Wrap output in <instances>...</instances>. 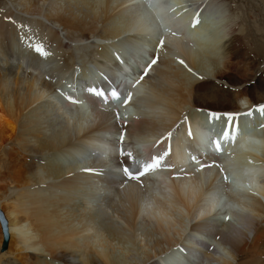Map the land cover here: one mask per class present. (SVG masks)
I'll return each instance as SVG.
<instances>
[{
	"label": "bare ground",
	"instance_id": "1",
	"mask_svg": "<svg viewBox=\"0 0 264 264\" xmlns=\"http://www.w3.org/2000/svg\"><path fill=\"white\" fill-rule=\"evenodd\" d=\"M111 1L107 0L106 4L103 1L101 6H95L97 2L93 6L85 2L82 7L81 4L73 6L75 0H9L12 7L3 13L12 17V21H0V181L6 185H3V193L0 190V207L8 222L10 245L8 243L6 252L0 250L3 253L0 264H264V185L253 183L252 178L234 183L233 176L230 179L228 174V164L239 161L240 153L254 149L246 140L260 139L259 132L264 131V127L257 129L253 122L259 126L264 117H256L257 121L254 118L248 127L240 125L243 130L239 138L248 150L241 151L236 145L234 148L226 144L227 152L231 149L232 159H218L219 166L202 165L194 157L189 164L194 168L192 171L184 176L166 177L167 191H163L159 183H155L153 191L148 174L144 175L145 181L132 179L129 182H110L100 175H83L92 176L96 181L93 188L79 190L82 183L73 172L74 167L83 166L79 163L81 156L67 152L78 147L81 140L96 145L90 140L98 131L116 130L115 137L126 139V147L142 150L160 139L167 127L185 129L186 123L192 138V145L187 146L194 147L189 154L192 157L204 148V142L201 134L197 133L196 139L193 136L196 129L191 116L202 117L204 134L217 137L224 130L226 136L236 127H224L208 116L206 109L235 110L240 103L264 101V92L253 87L258 80L264 81V55L258 60L255 54L251 56L243 50L244 25L236 22L231 13L233 0H113V4ZM60 2H64V6ZM211 9L220 13L208 12ZM160 11L168 14L163 20L155 16ZM20 14L28 17L13 19ZM194 15L206 20L212 16L213 20L223 19L211 23L203 20L201 25V28H210L220 23L224 45L230 42L225 57L213 59L211 69L196 56L201 39L200 29L195 30L197 25L189 24ZM122 17L128 18L130 26L118 25L116 21ZM176 18L178 24L174 27ZM18 24L23 25L19 38L31 37L30 32H33L41 40L49 41L43 53L57 56V64L63 61L65 69L59 71L63 77L78 78L82 71L83 81L96 79V83H101V73L106 69L110 68L120 79L128 76L130 67L137 69L138 63L143 64L150 73L141 77V82L154 96L150 107L135 108L128 117V133L120 135L117 130L121 125L114 121V110L84 109L83 105L76 104L69 108L59 96L70 83L73 86L78 80L53 81L47 77L52 70L48 65H26L33 55L27 41L23 40V45L22 41L19 45L10 44L5 34V29L12 32ZM144 24L140 30L144 32L135 38L127 35L126 40L121 37L109 41L100 39L122 35ZM128 39L134 44L121 46ZM183 40L189 42L187 50L181 52L182 58L173 57L169 45ZM164 41L168 42L164 44ZM120 59L123 66L118 64ZM153 59L155 64L150 66L148 62ZM244 66L250 70L247 77L239 74ZM232 71L234 73L229 74ZM75 92L65 90L68 96ZM251 125L253 130L249 129ZM141 135L144 143L137 147L128 142ZM170 146L173 149L174 143L170 142ZM51 150L58 151L60 156H55V161L62 163L61 168L49 158ZM260 159L264 160V155ZM8 185L12 187L9 194ZM261 186L262 197L249 194L259 191ZM208 189L216 193L221 190L224 198L228 192H246L248 200L251 199L245 203L249 213L241 214L239 205L233 220L219 211L214 214L211 211H216L215 204L223 203L220 198L206 205L209 196L204 194ZM73 193L84 195L86 204L75 205ZM199 207H205L201 212L204 215L197 214ZM105 210L112 215H107ZM97 227L104 229L99 241L92 234ZM1 242L0 236V249ZM211 246L214 251L209 250ZM198 260L201 261L197 263Z\"/></svg>",
	"mask_w": 264,
	"mask_h": 264
},
{
	"label": "rangeland",
	"instance_id": "2",
	"mask_svg": "<svg viewBox=\"0 0 264 264\" xmlns=\"http://www.w3.org/2000/svg\"><path fill=\"white\" fill-rule=\"evenodd\" d=\"M72 1V0H71ZM83 1V2H82ZM90 1V2H89ZM89 1H86V0H75V4H73V6H75V5H77V4H81V6L82 7H85L84 5H82V4H90V3H92L91 1H93V0H89ZM95 1V0H94ZM93 1V3L92 4H90L91 6H93V4L94 3H96L97 2V4L95 5V6H101L102 4L104 5V3H103V1L105 2V4H106V2H107V0L105 1V0H96L95 2ZM117 1H122V0H117ZM78 2V3H77ZM80 2V3H79ZM86 2V3H85ZM99 3V4H98ZM60 5H62V6H64V2L62 3V2H60L59 3ZM88 4V5H89ZM111 4H113V0L111 1ZM232 7H233V9L231 10V13H232V15L234 14V17L236 18L235 19V21L236 22H240L241 23V25H244L243 26V29H244V34H242L243 36L241 37V39H242V44H243V50L246 52V53H248L249 55H256V56H254V57H256V59H258V60H260V59H262L261 58V56H263L264 55V53L262 52V51H264V0H233V2H232ZM9 6H11L12 7V5L10 4V2H9V0H0V21H12V17H8V16H5L3 13H4V11H6V10H8L9 9ZM78 6H80V5H78ZM209 8H211V7H209ZM13 10H15V8H13ZM79 10H81V9H79ZM234 10H235V12H234ZM16 11V10H15ZM213 11V13H220V10H217L216 9V11L214 10V9H211V10H208V12H212ZM229 11H230V9H229ZM228 11V13H226V15L227 14H229L230 12ZM237 13V14H236ZM83 13H81V15H82ZM237 17H236V16ZM24 16H26V17H28L26 14H20V15H18L17 17H15L14 16V20H15V18H17V21L18 20H20V17H24ZM199 16H200V14H199ZM198 16V17H199ZM127 18V17H126ZM120 20H117L116 22L117 23H119L118 25H120V26H124V25H128V26H130V24L131 23H128L127 21H128V18L127 19H125L124 17H122V18H119ZM203 20H205V21H209V23H211V22H214V21H223V19H221L220 17H218L217 19H215V20H213V16L212 17H209V19L208 20H206V19H202L201 18V22L203 21ZM130 22V21H129ZM206 23H208V22H206ZM189 24H191V26H196L197 25V23H196V20H195V15H194V17L192 18V21L189 23ZM6 25V28H8V24L6 23L5 24ZM217 26V27H216ZM20 27V28H19ZM211 27V26H210ZM193 28V27H192ZM220 28H221V26H220V23H218L217 25L216 24H212V29L209 31V33H208V36H206L205 38H203V39H201V41H199V43H197V45H198V47L196 48V56H197V59L199 60V62L200 63H205L206 64V66H207V68L208 69H211V67H212V65H213V59H219V58H221V59H223L224 57H225V55L224 54H227V50H228V48L227 47H229V44H230V42H228L227 43V45L225 46L224 45V40L221 38V36H220ZM23 29V25H19L18 24V26H17V28H15V30H13L12 32H8L6 29H5V34H6V37H8L7 39H8V41H9V43L10 44H17V45H19L20 44V42H21V44L23 45V40H21L20 41V39L21 38H19L20 36H21V30ZM198 29V27H196V29L195 30H197ZM130 30V29H129ZM194 30V31H195ZM17 31V32H16ZM19 31V32H18ZM13 32H14V34H13ZM58 32H59V34H60V30L58 29ZM61 32L63 33V31L61 30ZM62 33H61V35H62ZM219 33V34H218ZM45 34V33H44ZM125 34V35H124ZM123 35V36H122ZM122 35H115L114 37H111L110 36V38L109 37H103V38H100L101 40H105V41H109V40H111V39H113V38H117V37H121V40H123L127 35H131V36H133L134 38L135 37H137V32H134V30H133V28H131V30L130 31H128L127 33L126 32H124ZM65 36H67V35H65ZM198 36H200L199 34H198ZM197 36V37H198ZM107 39V40H106ZM68 39H66V41H67ZM125 40H126V38H125ZM170 40V38L168 39V41ZM99 41V39L97 40V42ZM168 41H164V44H165V42H168ZM15 42V43H14ZM49 42V41H48ZM135 42H137V41H135ZM48 45H49V43L48 44H46V48L48 47ZM245 47V48H244ZM226 48V49H225ZM247 48V49H246ZM24 50H25V48H24ZM85 51V50H84ZM90 52H91V50H89ZM250 51V52H249ZM252 51V52H251ZM88 52V51H87ZM263 54H262V53ZM199 53V54H198ZM47 54V53H46ZM49 55L51 54V53H48ZM88 58V57H87ZM90 58V57H89ZM88 58V59H89ZM92 58V57H91ZM90 58V59H91ZM212 58V59H211ZM259 63H257V65H258ZM223 65V64H222ZM215 69V68H214ZM244 70V71H243ZM249 71L250 70H247L246 69V67L244 66V67H242L241 69H240V72H239V74L240 75H242L243 77H247L250 73H249ZM245 72V73H244ZM234 73V71H232V72H229V74H233ZM236 73H238V71L236 72ZM244 73V74H243ZM251 73H254V70H252L251 71ZM202 74H204L205 76H206V73L204 72V73H202ZM82 75V74H81ZM211 76V75H210ZM72 80H73V78H71ZM254 84V88L257 90V91H261V92H264V81H257V82H255V83H253ZM70 86H72V83H70ZM226 88V87H225ZM210 93H212V92H210ZM221 94H224V93H222L221 92ZM225 94H227V93H225ZM231 94V93H230ZM237 102V101H236ZM233 102H231L230 101V104H232ZM193 113H195V112H193ZM195 115H198L197 113L195 114ZM191 118L193 119L194 118V116H191ZM190 118V119H191ZM76 119H78V117L76 118ZM192 121V120H191ZM256 121H257V118H256ZM256 121H255V123H256ZM72 124H74V123H72ZM74 125H77V126H79V124H77V123H75ZM114 135H116V132L114 133ZM57 152L58 151H53V150H51V152H49L48 154H49V158H52V159H54V165L55 164H57V168H61V162L60 163H58V162H56L55 161V156H60L59 155V153L57 154ZM53 161V160H52ZM52 165V164H51ZM53 166V165H52ZM5 169V166L3 167V170ZM3 185H5L4 184V182L1 180L0 181V190H1V192L3 193L4 191H3ZM6 186V185H5ZM7 187H9L10 189H9V191H8V194L11 192V186H7ZM49 188V187H48ZM218 191V190H217ZM1 192H0V194H1ZM75 196L73 197V199L75 198V200L73 201V203L75 204V205H77V206H82V205H85L86 203V199H85V201H84V198H85V196L84 195H81V194H77L82 200L80 201L79 199V197L75 194V193H73ZM76 197H77V201H76ZM80 201V202H79ZM0 209H2L3 210V213H5L4 212V209L2 208V207H0ZM105 213L107 214V215H112V213L111 212H107V210H105ZM248 213H249V211H248ZM2 225H1V221H0V236H1V240H2V242H1V247H2V243H3V232H2ZM98 231V232H97ZM102 233H104V229L103 228H99V227H97L94 231H92V234L94 235H92L96 240H98L99 238V240H101V238L103 237V234ZM136 233H142V232H136ZM99 236V237H98ZM98 240V241H99ZM132 242H134V240H131ZM9 245H10V240H9ZM9 245H8V248L6 249V250H3V249H0L1 251L3 250L4 252H6L8 249H9ZM132 245V244H131ZM0 254H3V253H0ZM9 253H7L6 255H8ZM124 257V256H123ZM178 258H180L179 256H177ZM125 258V257H124ZM122 261V260H121Z\"/></svg>",
	"mask_w": 264,
	"mask_h": 264
},
{
	"label": "water",
	"instance_id": "3",
	"mask_svg": "<svg viewBox=\"0 0 264 264\" xmlns=\"http://www.w3.org/2000/svg\"><path fill=\"white\" fill-rule=\"evenodd\" d=\"M0 219L2 222V228H3V232H4V243H3V248H7L8 246V242H9V238H10V233H9V229H8V225H7V220L2 212V210L0 209Z\"/></svg>",
	"mask_w": 264,
	"mask_h": 264
}]
</instances>
